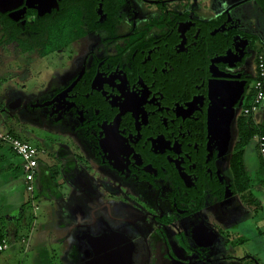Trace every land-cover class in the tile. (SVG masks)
I'll use <instances>...</instances> for the list:
<instances>
[{
    "label": "flooded vegetation",
    "instance_id": "flooded-vegetation-1",
    "mask_svg": "<svg viewBox=\"0 0 264 264\" xmlns=\"http://www.w3.org/2000/svg\"><path fill=\"white\" fill-rule=\"evenodd\" d=\"M13 33L30 48H11L19 77L34 62L58 71L35 94L10 88L11 107L68 139L64 174L80 212L101 221L78 225L88 263L227 264L229 218H247L261 190L236 191L231 159L264 52V0H0V39ZM214 81L244 83L228 136L209 130ZM251 118L264 126V100Z\"/></svg>",
    "mask_w": 264,
    "mask_h": 264
},
{
    "label": "rangeland",
    "instance_id": "rangeland-1",
    "mask_svg": "<svg viewBox=\"0 0 264 264\" xmlns=\"http://www.w3.org/2000/svg\"><path fill=\"white\" fill-rule=\"evenodd\" d=\"M11 48L8 49L5 46L0 48V131L8 132L10 130L17 134L20 139L37 147L40 152L43 151L48 156L52 154V158H50L56 162L57 156L54 155L58 147L56 141L61 140L59 144L64 145L68 143V139L59 136V134H54L50 130L44 132L39 130L38 127L40 125L33 121L35 114L29 115L25 111H22V107L19 104L12 108L11 103L16 97L13 96L15 94L11 93L9 89L15 88V91L18 93L17 96H20L21 92L27 95L30 93L35 94L37 88L43 89L52 77L57 76V68L44 61L34 62L30 66L26 65L27 73L19 77L23 71V67H25V63L17 54L13 55L16 51H11ZM3 50L6 53H3ZM22 85L26 88L24 91L21 89ZM21 99L23 104L31 100L28 96H21ZM245 103L249 104V99ZM46 137H49L48 139L51 141L43 143L38 140L42 138L44 141ZM55 137L60 139L57 138L55 140ZM50 147L52 151H49ZM8 148V146L4 145L5 150ZM46 155H40L39 161L42 164L41 167H44L45 170L47 169V172L48 169L51 172L52 162H48ZM82 162L81 159H76L74 162L75 170L78 174L82 172ZM42 170L40 169L35 181L36 189L33 200L27 193H23V217L21 223L16 227L18 229L17 237H21L18 241V246H11V241H6L8 248L6 251L0 253V264H64L65 259L68 261H77L79 259L83 264H90L88 263V257L82 254L79 249L82 242L80 241V233L85 232V230L78 225L85 224L86 222L97 223L99 225L101 221H99L98 211L95 212L96 209L94 207H85L84 211L80 212L79 217L76 216L74 221L68 222L69 220L66 219L65 213L62 211L63 205L61 202L59 203L55 199L44 196L45 184L50 181L48 177H44L43 180ZM53 171L57 172V170ZM53 181L63 188L61 195L68 207L73 204L70 203L71 199L76 200L78 204L80 190L77 193L78 197H75L76 186L73 184L72 178H68L65 174L60 173L57 179ZM87 209H90L92 215H89ZM75 221H78L77 225ZM23 239L26 241V248L25 244H21ZM74 249L77 254L75 258L70 256ZM249 259L247 264H260L254 256ZM73 263L75 264V262Z\"/></svg>",
    "mask_w": 264,
    "mask_h": 264
},
{
    "label": "crops",
    "instance_id": "crops-1",
    "mask_svg": "<svg viewBox=\"0 0 264 264\" xmlns=\"http://www.w3.org/2000/svg\"><path fill=\"white\" fill-rule=\"evenodd\" d=\"M261 35V33H260ZM253 84V83H252ZM251 92L252 97L249 99V103L251 102L254 91L251 86ZM245 105H248L245 103ZM244 105V106H245ZM247 107V106H246ZM245 108V107H243ZM254 124L256 125V122L254 119H252ZM41 131H47V127L40 126L38 127ZM7 132V131H6ZM10 132V130L8 131ZM54 134H59V136L66 137L64 133H61L59 131L54 132ZM38 138V137H37ZM49 137H46L43 141L38 139L40 142L48 143L51 140L48 139ZM58 137H55L56 140ZM60 139V138H58ZM61 140L56 141L57 148L54 152V155L57 156L56 164L54 165L56 167V174H55V180L56 176L58 177L59 174L64 172V168L66 166V163L68 161L66 150L68 149L65 144H59ZM255 141V142H254ZM62 143V142H61ZM251 143H254L255 149L257 151V144L256 139H253ZM249 144L247 147L244 148L243 156H242V164L246 171L247 178L249 179V184L252 185V188H261V190H258L256 192V195H253L251 200L254 201L255 207L250 205V207L242 206L245 210V214L248 215L247 218H229V221L232 222V224L228 225L225 230L230 234L229 241H227V247L228 250H231L228 255L227 264H247L249 258L254 256L257 258V261L260 262V264H264V168H260V163L257 161L254 153H252L253 148L252 144ZM45 145V144H44ZM250 147V148H249ZM49 151H52L51 147ZM41 155L44 156L46 153L41 151ZM47 156L48 162H52V154ZM51 157V158H50ZM79 155L76 151L75 153V160L79 159ZM37 168V174L35 181L37 179V175L40 172V169L42 170L43 174V180L44 177L49 179V183H46L44 188V196L47 198L55 199L59 203L63 205V212L66 215V219L70 221H74L75 217H79L80 215V207L79 204H77L76 200L73 199L70 200V203H73L69 205V207L64 203L61 193H63V188L58 186L57 183L53 181L50 175V171L48 169V172L45 170L44 167H41L42 164H40ZM22 162L20 158L16 155H14L11 150L8 148L7 150L4 149V145L0 144V223L5 227L6 231V237L3 241H11V246H18V241L21 237H17V231L16 227L21 223L22 221V212L24 208V200H23V193L24 191V181H23V172H22ZM263 165V164H262ZM264 166V165H263ZM39 169V171H38ZM61 170V171H60ZM45 175V176H44ZM45 183V182H44ZM235 187L239 189L237 184H235ZM36 189V187H35ZM249 189L251 187L249 186ZM79 192V189L76 187V190L74 192L75 197L77 196V193ZM240 193V192H239ZM64 195V194H63ZM254 211V212H253ZM262 211V212H261ZM55 216V215H54ZM57 216V215H56ZM21 217V218H20ZM58 217V216H57ZM76 225L78 221H75ZM24 240V239H23ZM253 242V243H252ZM22 244V243H21ZM27 247V244H25V248ZM25 250V249H24ZM248 250V252H247ZM72 257H76V251L75 249L71 252ZM263 261V262H262ZM64 262V261H63ZM81 264L80 260L77 259V261H68L65 259L64 264ZM238 262V263H237Z\"/></svg>",
    "mask_w": 264,
    "mask_h": 264
},
{
    "label": "built area",
    "instance_id": "built-area-1",
    "mask_svg": "<svg viewBox=\"0 0 264 264\" xmlns=\"http://www.w3.org/2000/svg\"><path fill=\"white\" fill-rule=\"evenodd\" d=\"M254 96L247 107L243 108L241 115L245 117L253 116L264 100V52L256 57V76L252 84ZM257 150L264 164V136H256ZM0 144L9 147L11 152L18 156L22 162V172L24 181V191L33 200L35 192V178L39 166V156L42 154L37 147L32 146L27 141H23L9 132L0 131ZM26 244L25 239L21 241ZM8 248L7 242L0 244V253Z\"/></svg>",
    "mask_w": 264,
    "mask_h": 264
},
{
    "label": "trees",
    "instance_id": "trees-1",
    "mask_svg": "<svg viewBox=\"0 0 264 264\" xmlns=\"http://www.w3.org/2000/svg\"><path fill=\"white\" fill-rule=\"evenodd\" d=\"M73 23H75V24L78 23L77 17H73ZM66 24H68V22L63 23L64 26H66ZM15 32H17V30H15ZM17 36H18L17 33H13V34L7 36L6 39L1 38L0 44H2L5 40V42L10 47H14V48L15 47H17V48L22 47L24 52L29 51L30 48H28L24 44V41L17 38ZM70 36H71V33H70ZM74 38L75 37H72L71 39H74ZM42 50H44V49H42ZM44 51H47V49H45ZM246 106L247 105H245L244 107H246ZM244 117L245 116L241 115V117L237 120L239 135L241 136V141L238 144V149H239L238 152L231 159V173H232V176L234 178L235 184H237V186L239 187V189L237 187H235L236 191H238V192L246 191L249 188V186L252 188V185L249 184L250 183L249 179L247 178L246 171H245L243 164H242V156H243L244 148L247 147L253 141V138L255 136H264V126L260 127L258 125H255L254 122L252 121L251 117H245V118ZM9 133L14 135L15 137L19 138L17 134H15L11 131ZM257 152H258V150H257ZM258 154H259V152H258ZM54 177H55L54 174L51 173V178H54ZM252 203H254V201ZM5 237H6L5 227L2 225V223H0V244L3 242Z\"/></svg>",
    "mask_w": 264,
    "mask_h": 264
},
{
    "label": "water",
    "instance_id": "water-1",
    "mask_svg": "<svg viewBox=\"0 0 264 264\" xmlns=\"http://www.w3.org/2000/svg\"><path fill=\"white\" fill-rule=\"evenodd\" d=\"M243 93L244 83H237V85L232 82L221 83L219 81L210 83L208 87L211 102L208 110L210 132H213L214 129H220L225 136H228L229 129L235 120V106ZM16 106H18V103ZM217 118L218 120H216ZM217 121L222 123L221 127L215 126Z\"/></svg>",
    "mask_w": 264,
    "mask_h": 264
}]
</instances>
